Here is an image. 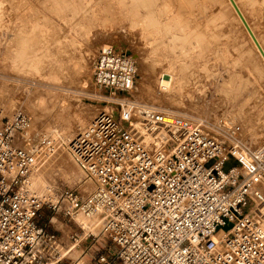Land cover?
<instances>
[{
    "label": "built area",
    "instance_id": "2783aa9c",
    "mask_svg": "<svg viewBox=\"0 0 264 264\" xmlns=\"http://www.w3.org/2000/svg\"><path fill=\"white\" fill-rule=\"evenodd\" d=\"M134 60L112 45L94 59L92 84L122 94L65 144L93 187L60 188L55 197L29 187L38 150L55 135L24 144L31 118L19 110L0 130V264H63L58 236L40 210L100 220L98 235L116 245L94 263L264 264V147L248 150L221 133L152 105L130 100ZM85 229L82 227V230ZM96 237L86 231L71 238Z\"/></svg>",
    "mask_w": 264,
    "mask_h": 264
},
{
    "label": "rangeland",
    "instance_id": "374dc122",
    "mask_svg": "<svg viewBox=\"0 0 264 264\" xmlns=\"http://www.w3.org/2000/svg\"><path fill=\"white\" fill-rule=\"evenodd\" d=\"M136 1L138 4L129 9ZM157 1L0 0V130L5 118L21 110L33 120L31 141L43 134L58 137L35 156L31 178L41 177L42 187H37L41 196L55 197L60 188L86 192L93 187L65 143L104 106L116 108L112 101L109 104L93 97L108 93L91 82V67L104 45L115 43L118 50L132 56L136 72L132 100L157 108L173 106L169 109H179V114L219 125L220 135L229 132L223 126L239 127L238 134L246 142L254 146L264 143V71L255 70L240 57L239 50H247L248 41L233 16L229 15L232 23L222 34L206 36L195 30L184 11L183 20L168 22L174 7ZM150 10L155 25L148 16ZM159 26L167 31L157 32ZM188 26L198 43L184 39ZM53 60L56 64H50ZM171 72L181 79L180 92L163 91L158 86V77L169 80ZM79 119H83L81 128L76 127ZM81 220L46 206L40 210L39 224L61 241L63 264L94 263L99 254L111 256L116 250L115 243L98 235V230L90 231L96 237L75 243L71 236L87 231L82 230Z\"/></svg>",
    "mask_w": 264,
    "mask_h": 264
},
{
    "label": "bare ground",
    "instance_id": "6f19581e",
    "mask_svg": "<svg viewBox=\"0 0 264 264\" xmlns=\"http://www.w3.org/2000/svg\"><path fill=\"white\" fill-rule=\"evenodd\" d=\"M139 1H141V0H139ZM158 1H161V0H158ZM158 1H157V3H158ZM233 2L235 4V6L237 7V9L239 10L242 18L244 19L246 25L248 26L250 32L253 34L256 43L253 40L252 36L250 35L248 29L243 24L241 18L239 17L235 7L233 6V4L231 3L230 0H162L161 1V5H164L166 3H171L172 6L174 7V9L170 11L171 12L170 16L167 18L168 22L178 23V21H180L179 19L182 18V16H181L182 14L181 13L184 11V12H186L184 14L185 15L187 14V19L190 20V22L191 21L194 22V23L193 22H191V23H193V26L195 24V30H197L200 33L203 32L206 36L207 35L214 36V34H218V35L222 34L223 33L222 31L224 30V28L232 23V21L228 18L229 15L230 16L232 15L233 16L232 18L234 19V22H236L237 25L240 27V29L243 31V33H244V35L246 37V40L248 41V47L249 48L247 50H244L243 48H241L239 50L240 57H242L244 62H246V63H248L250 65H253L255 67V70L264 71V0H233ZM136 4H138V1H136L134 3H131L130 6H129V9L132 6L136 5ZM122 5H124V4H122ZM124 9H125V7H124ZM147 11H149V10H147ZM150 11L152 12V13L150 12V14H152V15H148V16H150L149 17L150 22L154 23L153 25H155L157 23V21H156L155 18H153L154 17L153 16V10H150ZM247 13H248V16H247ZM249 16H250V19L248 18ZM251 19H252V21H251ZM181 20H183V19H181ZM188 20H186V21H188ZM134 21H136V20H134ZM184 22H185V20H184ZM161 23H163V22H161ZM162 25H164V24H162ZM187 25L190 26V24H187ZM187 25H186V27H187ZM189 26H188V28H189ZM184 29H185V26H184ZM154 30H156V29H154ZM154 30H152V31H154ZM189 30H191V29L189 28L188 32L185 33L186 37L185 38L183 37L185 40L191 39L192 36H193V33L189 32ZM165 31H167V29L162 28V26L157 27V32L161 33V32H165ZM217 37L218 36H216L215 39H217ZM203 38H205V36ZM185 40H184V42H185ZM193 40H196V39L192 38L191 41H193ZM197 41L198 40H196V42ZM188 44H186V45H188ZM256 44L259 46V48L262 51V53H261V51L259 50V48H258V46ZM106 46H108V45H104L103 47H106ZM112 46L117 51H120V50H118L119 48L115 46V43H114V45L112 44ZM194 54H192V55H194ZM130 57L132 58V56H130ZM196 57H197V55H196ZM253 57L256 58L255 60H258V61H254ZM53 63L56 64V60H53V62L52 61L50 62V64H53ZM184 65H183L184 67L188 66L187 63L184 64ZM58 66H61V63H58ZM189 67H190V65H189ZM91 69H92V67H91ZM84 75H86V74H84ZM84 79H86V78H84ZM180 80L178 79V77H176V73L171 72L169 80H163L160 76L158 77V86H159L160 90H163V91H168L169 90V91H172V92L173 91L174 92H176V91L180 92V89H181V86L179 84ZM107 92L108 93H106L105 95H103V94H101V95L100 94L99 95L93 94V97L96 98L97 101H105V102H109V104H111V101H112V103L115 104V105L122 98V94L118 95V93H114V92L111 93L109 91H107ZM123 95H128V94L124 93ZM128 96H129L130 100H132L133 97H134V95H132V94H130ZM114 97H116V98H114ZM102 99H104V100H102ZM132 101H135V100H132ZM115 105H114V107H117V105L116 106ZM171 107H173V106H171ZM171 107L170 106H167L166 108L162 107V108H160V110L173 112L175 114L182 115V116H185L187 118H190V119H193V120H196V121H201L200 119H197L196 117H193V115L191 116V115L186 114V113H182V114L180 113L179 114V113H177L179 111V109H175V110L169 109ZM106 108H107V105H106V107L104 106V109H106ZM97 112H96V114H97ZM85 114L87 115V113H85ZM36 118L37 117H35V119ZM82 124H83V119H79V120H77L76 127H80L81 128ZM71 127H75V126L71 125ZM223 128L226 129V131H227L229 126L228 127H224L223 126ZM31 130L32 129H31V126H30V128L28 129V131L25 134V136H23V139H24L23 143L26 144V145L31 144V143H36L35 141H31L29 139V133L31 132ZM73 130H74V128H73ZM240 137H241V134L239 135L237 133V134H235L233 136V139L236 140V141H239V143L242 145L243 154H246V152L248 153V151H250V149L251 150L256 149V148L261 149V148L264 147V143L263 144H259L258 146L257 145L254 146V145L250 144L249 142H246L243 137L242 138H240ZM246 148L248 150H246ZM245 150H246V152H245ZM246 156H247V154H246ZM35 163L36 162L34 161L33 170H32V172L30 174V179H29V187L35 193H37L38 195H41V194H39V191L37 190L38 189L37 187L40 188V187H42V184H43V183L41 184V180H42L41 177L38 175L36 178H33V180L31 178V175H32V173L34 171V168H35ZM44 194H46V192ZM263 217H264V210H263ZM81 219H82L81 220V225L87 231L89 230V231H92L94 233H95L96 230L100 231V229H98V227L99 228L101 227V225H100L101 223H100V220L98 218H96V217L87 218V217H83L82 216ZM262 224H263V231H264V218H263V223Z\"/></svg>",
    "mask_w": 264,
    "mask_h": 264
},
{
    "label": "water",
    "instance_id": "95a60500",
    "mask_svg": "<svg viewBox=\"0 0 264 264\" xmlns=\"http://www.w3.org/2000/svg\"><path fill=\"white\" fill-rule=\"evenodd\" d=\"M230 1H231V3L233 4V6L235 7V9H236V11H237V13H238L239 17L241 18V20H242L243 24H244V25H245V27L248 29V31H249V33H250V35L252 36L253 40L255 41V38H254L253 34L250 32V30H249L248 26L246 25V23H245L244 19L242 18V16H241V14H240L239 10H238V9H237V7L235 6V4H234L233 0H230ZM255 43H256V41H255ZM256 45H257V44H256ZM257 46H258V45H257ZM258 48H259V46H258ZM259 50H260V48H259ZM260 51H261V50H260ZM261 53H262V51H261Z\"/></svg>",
    "mask_w": 264,
    "mask_h": 264
}]
</instances>
